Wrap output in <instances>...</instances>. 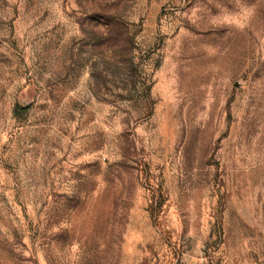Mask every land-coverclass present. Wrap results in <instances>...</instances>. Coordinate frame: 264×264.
<instances>
[{"label":"rangeland","instance_id":"374dc122","mask_svg":"<svg viewBox=\"0 0 264 264\" xmlns=\"http://www.w3.org/2000/svg\"><path fill=\"white\" fill-rule=\"evenodd\" d=\"M0 264H264V0H0Z\"/></svg>","mask_w":264,"mask_h":264}]
</instances>
